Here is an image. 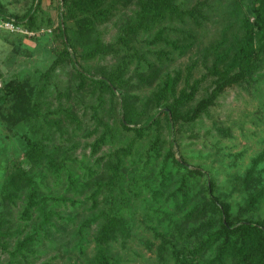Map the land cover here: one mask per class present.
Masks as SVG:
<instances>
[{
    "label": "rangeland",
    "instance_id": "1",
    "mask_svg": "<svg viewBox=\"0 0 264 264\" xmlns=\"http://www.w3.org/2000/svg\"><path fill=\"white\" fill-rule=\"evenodd\" d=\"M117 2L102 0L101 8L117 7L113 17L95 24L93 32L79 35L75 20H80V14L63 19L61 0H0L2 15L30 14L35 19L32 29H27L0 17V24H13L0 27V83L13 80L24 89L22 98L0 100V264H95V236L102 210L120 213L128 225L127 236L117 235L108 244L111 264H174L171 244L187 250L185 255L193 252L194 263L205 264L215 256V250L199 253L198 244L218 228L212 200L226 203L233 212L245 202L247 192L240 180L252 159L264 150V53L248 82L226 87L205 114L180 126L171 149L182 167L168 155L166 131L156 154L149 150L153 131L136 140L132 133L122 132L115 142L99 150L91 147L101 133L93 129L99 100L105 103L101 120L118 127L117 104L111 107L109 96H103L91 82L115 70L118 58L103 53L85 57L97 44L103 48L112 45L137 9V0ZM178 5L183 12L198 7V25L187 17H183L185 22L168 17L147 36L166 29L165 39L190 44L188 51L181 57L173 53L172 62L163 66L151 60L156 72L148 85L138 74L145 79L149 71L136 74L131 68L126 77L133 87L116 93L128 98L144 115L141 125L146 117L165 110V102H156V94L168 78L176 80V92L186 80L200 82L183 113L208 96L216 78L209 75L208 68L217 56L227 53L230 59L254 20L250 0H178ZM63 23L74 27L66 30L77 50L76 55L69 51L74 66L63 54L58 30L60 26L64 30ZM182 30H190L191 37L181 34ZM148 48L153 49L144 46L142 50ZM156 48L169 50L164 44ZM77 70L87 79L82 80ZM33 104L36 115L29 110ZM22 135L42 140L54 165L31 163L24 155ZM130 143L133 146L130 156L124 158L119 180L109 182L111 153ZM13 159H19L32 176L38 199L45 202L44 210L55 213L50 224H41L36 208L30 215L23 213L27 188H22L13 202L3 199L5 173ZM263 185L264 160L249 190ZM263 214L261 206L256 216ZM28 236L36 238L35 244L15 254L16 245Z\"/></svg>",
    "mask_w": 264,
    "mask_h": 264
},
{
    "label": "trees",
    "instance_id": "2",
    "mask_svg": "<svg viewBox=\"0 0 264 264\" xmlns=\"http://www.w3.org/2000/svg\"><path fill=\"white\" fill-rule=\"evenodd\" d=\"M118 3H128L129 0H117ZM62 12L61 17L64 19L73 18L78 13L80 20H75V28L79 31V35H85L93 32V26L107 22L113 17L114 9L117 7L107 6L101 8L102 0H61ZM180 10L178 0H137V9L132 12L130 21L126 23L119 31L116 39L108 48H103L97 44L93 51H88L85 57H92L96 54L103 53L104 55H112L118 58L115 70L104 74L102 78H92L91 82L98 85V89L103 96H109L111 107L117 104L116 120L118 127H111L107 122L101 120L102 111L105 103L102 100L98 101L96 113L93 114V129L96 132H101L91 147L100 149L104 145L115 142L117 136L122 132L132 133L135 140L141 138L149 131L154 132L153 140L150 142L149 150L156 154L161 146L162 132L168 133L170 150L168 155L172 157V162L175 165L182 167L183 163L173 156L172 149L176 144V132L184 123H190L197 120L200 116L206 113L208 108L214 103L218 95L226 88L240 82H248L251 73L257 69V61L264 53V0H250V13L254 20L250 28L245 29V34L242 43L237 47L232 56L228 60L229 54L217 56L210 68L209 75L216 77L212 92L205 98L200 99L195 106L183 113L182 109L194 100L199 86V81L194 80L189 83L186 80L185 86L176 92V80L168 78L163 86L156 94V102L164 101L163 107L165 110H158L154 115L145 118L143 124H140V118L144 116L134 107V103L119 96L116 93L120 90L129 89L130 83L127 80V73L131 68L138 74V71H149L147 78L139 80L148 85L155 76L154 62L156 61L163 66L170 64L174 58L173 53L177 52V57L183 56L190 44H178L176 41H168L164 37L166 29H160L149 38L147 35L152 29L162 23L166 18L176 17L182 22H185L183 17L190 19L195 25H198L200 18L199 8H194L183 12ZM183 12V14H182ZM0 17L9 22L21 24L27 29H32L34 18L30 14L18 15H2ZM64 30L60 26L58 30L62 36V45L64 47V57L74 66L77 65L72 60L70 50L73 55H76V47L72 44L66 30L74 27H69L63 23ZM181 34L191 35L190 30H182ZM191 37V36H190ZM159 44H164L169 50L158 49ZM144 46H152L153 49L142 50ZM189 68L192 69L190 66ZM78 75L82 80H86V76L81 71L77 70ZM46 75V74H45ZM83 82V81H82ZM3 92L0 100L18 96L23 97L24 89L20 83H15L13 80L3 83L1 86ZM171 98L170 102H167ZM101 112L99 113V109ZM32 115L37 114L36 105L29 107ZM24 140L25 152L24 155L36 166L43 161L48 165H54V158L51 153L46 152V145L43 141H35L22 135ZM132 143L116 148L110 158H113V164L110 167V181H118L120 178V169L124 164V158L130 156ZM182 160V159H181ZM264 160V150L252 159L251 165L245 171L243 178L240 180L243 189L247 192L245 202L239 205L235 212L230 211L226 203H216L217 200H212L214 211L218 217L217 229L208 232L199 240V253L208 250H215V256L205 264H264V214L257 217V212L260 207H264V185L258 189L250 191L253 188V182L256 175L258 165ZM54 169H57L54 167ZM113 180V181H112ZM73 184V181L71 182ZM28 189L26 194V203L23 213L30 215V210L36 208L41 214V224L44 226L50 224V220L55 213L51 210L45 211V202L42 198L38 199L37 189L32 176L23 168L19 159H13L10 166L7 167L5 180L3 184V199L8 202H13V199L19 191ZM101 224L95 236L96 251L95 264H111L109 256L108 244L114 240L117 235L127 236L128 225L124 221L120 213H114L111 210L99 212ZM257 217V218H256ZM41 225V226H42ZM1 237V234H0ZM36 238L28 236L15 247V254H22L28 247L35 244ZM161 253L165 249L161 248ZM170 253L174 259V264H197L193 262L194 253L187 250L177 249L174 244L170 245Z\"/></svg>",
    "mask_w": 264,
    "mask_h": 264
},
{
    "label": "built area",
    "instance_id": "3",
    "mask_svg": "<svg viewBox=\"0 0 264 264\" xmlns=\"http://www.w3.org/2000/svg\"><path fill=\"white\" fill-rule=\"evenodd\" d=\"M2 26L12 27L13 24L12 23H5V25L4 24H0V27H2ZM0 85H1V83H0Z\"/></svg>",
    "mask_w": 264,
    "mask_h": 264
}]
</instances>
